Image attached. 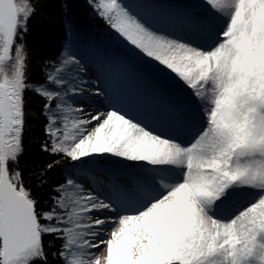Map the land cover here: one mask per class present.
Instances as JSON below:
<instances>
[{
	"label": "snow or ice",
	"instance_id": "1",
	"mask_svg": "<svg viewBox=\"0 0 264 264\" xmlns=\"http://www.w3.org/2000/svg\"><path fill=\"white\" fill-rule=\"evenodd\" d=\"M93 2L188 95L159 93L138 106L97 89L89 95L105 96L108 110L65 106L64 97L88 91L77 75L86 65L66 46L46 74L54 88L30 87L23 41L37 9L33 0H0V264H50L46 236L62 241L52 253L60 264H264V0H200L199 12L159 0L135 10L125 0ZM33 91L46 99L43 151L79 166L124 162L105 170L106 190L68 178L43 210L25 186L15 166ZM194 118L185 143L176 134ZM170 169L178 178L161 175ZM238 192L252 199L234 202Z\"/></svg>",
	"mask_w": 264,
	"mask_h": 264
},
{
	"label": "trees",
	"instance_id": "2",
	"mask_svg": "<svg viewBox=\"0 0 264 264\" xmlns=\"http://www.w3.org/2000/svg\"><path fill=\"white\" fill-rule=\"evenodd\" d=\"M33 3L37 11L29 21V31L23 41L26 45L32 88L48 86L46 74L52 71L69 43L72 30L86 32L89 37H94L90 39L97 42L100 40L96 39L98 36L104 42L110 33H116L98 14L93 0H33ZM107 41L116 44L113 46L119 50L125 48L112 37ZM45 104L46 99L34 91L27 94L24 151L15 167L22 173L25 186L39 199L42 209L48 210L52 205V197L56 195L55 189L66 184L69 169L74 162L42 150V145L49 140L45 131L48 123ZM49 164L53 165L51 169L47 167ZM61 244L62 241L54 236L45 237L50 264H60L52 253Z\"/></svg>",
	"mask_w": 264,
	"mask_h": 264
},
{
	"label": "rangeland",
	"instance_id": "3",
	"mask_svg": "<svg viewBox=\"0 0 264 264\" xmlns=\"http://www.w3.org/2000/svg\"><path fill=\"white\" fill-rule=\"evenodd\" d=\"M130 8L137 9L139 0H125ZM162 8L173 9L176 11L182 9H192L195 12L201 11V9L195 6L200 3V0H159ZM146 22L153 27H160L155 24L152 17H146ZM166 32H171L173 35H179L180 33L170 28L163 29ZM114 32V30H112ZM105 38V41H100L101 36L96 38L98 43L105 46H100L96 43L92 35L90 37L86 32H77L72 30L69 43L66 44L69 54L75 53L78 58L82 59V62L86 65V72L78 73L77 75L84 80L88 81V91L85 92L84 98L73 97L71 95L64 97L65 106L71 104L73 107L83 104L84 109L89 112H95L98 110H108L109 103L105 96L96 97L89 95L90 92H95L97 89L105 92L108 95L113 94L117 98L130 100L135 102L138 106H144L145 102L151 95H157L159 93H166L170 97H187L188 91L184 86L170 76L168 72L164 71L156 62L146 59L141 56L132 46H130L123 38L117 33ZM109 37H112L118 43L121 44L129 51L124 53H134L138 61L133 54L120 55L115 54L112 58L111 47L116 46L112 42H108ZM199 42V41H198ZM112 43V44H111ZM114 45V46H113ZM66 46L63 52L66 50ZM132 51V52H131ZM61 57V56H60ZM59 57V58H60ZM58 61L51 72L58 67ZM74 69H66L63 75L66 78H71L74 74ZM50 90L54 88L52 84H48ZM127 88H130L128 93ZM60 103L59 100L53 101L52 106L55 110V105ZM48 116V113H46ZM197 123V119L189 124V126L181 133L176 134L177 138L183 140L185 143L189 142L192 137V126ZM172 135V133H166ZM122 161L107 160L98 163L89 162L86 166H79L73 164L68 172V178L74 179L76 182L82 184L85 188H95L98 191H104L108 187L110 181L108 179L106 169L120 168L123 166ZM179 173L174 169H170L167 172L161 173L166 178H178ZM67 178V179H68ZM121 182H127L126 176H121ZM234 202L241 200L247 201L252 199V195L246 192H238L231 198ZM239 206V205H237ZM227 215V213H222Z\"/></svg>",
	"mask_w": 264,
	"mask_h": 264
},
{
	"label": "bare ground",
	"instance_id": "4",
	"mask_svg": "<svg viewBox=\"0 0 264 264\" xmlns=\"http://www.w3.org/2000/svg\"><path fill=\"white\" fill-rule=\"evenodd\" d=\"M166 134V133H165ZM167 135V134H166ZM175 172H177L178 173V170H174ZM176 176H178V175H176Z\"/></svg>",
	"mask_w": 264,
	"mask_h": 264
}]
</instances>
